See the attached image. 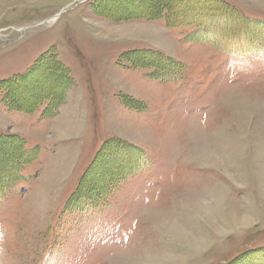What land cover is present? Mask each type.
I'll use <instances>...</instances> for the list:
<instances>
[{"label":"rangeland","instance_id":"rangeland-1","mask_svg":"<svg viewBox=\"0 0 264 264\" xmlns=\"http://www.w3.org/2000/svg\"><path fill=\"white\" fill-rule=\"evenodd\" d=\"M217 1L199 34L192 0H0V264H264V0Z\"/></svg>","mask_w":264,"mask_h":264},{"label":"trees","instance_id":"trees-1","mask_svg":"<svg viewBox=\"0 0 264 264\" xmlns=\"http://www.w3.org/2000/svg\"><path fill=\"white\" fill-rule=\"evenodd\" d=\"M187 1V0H186ZM185 0H184V3L186 2ZM208 2L210 3V4H212L214 7H210V5L208 4ZM192 3H193V6L191 7L192 9H194L195 11V13H196V11L198 10V12L199 13H197V14H199V19L200 20H197V21H195V23L194 24H196L197 26L195 27V30H194V32L196 31V33H199V34H204V33H209L210 34V32L211 31H207V29L209 28V30H210V24L208 23V24H206L205 22H204V20L205 19H207V18H211V19H218L219 17H221V18H227V20H231L232 18H230L229 16H227V14H226V10H224V11H226V12H224L223 11V9H225V8H227V9H230L229 7H228V5L227 4H225V3H222V1H217V0H195V1H193L192 0ZM185 7L187 8V9H189V10H191V8L188 6V5H185ZM224 7V8H223ZM168 9V8H167ZM208 9V10H207ZM214 10V11H212V10ZM221 10V12H217V10ZM168 11H169V9H168ZM201 11V12H200ZM194 12H188L189 14H186L185 16H189V20H187V22H189V21H192V22H194L191 18H197V17H194L196 14H194ZM223 12V13H222ZM185 13H187V11L185 12ZM222 13V14H221ZM228 14H233V11H231V10H228V12H227ZM167 15H168V17L167 18H169L170 19V17L171 18H173V17H177V18H179L180 20H185V18H187V17H185V16H179V15H181V14H179V12H177V13H174V12H170V14H168L167 13ZM178 15V16H177ZM235 15V14H234ZM233 15V16H234ZM191 16V17H190ZM225 16V17H224ZM168 19V20H169ZM174 19V18H173ZM191 19V20H190ZM175 20V19H174ZM177 20V19H176ZM226 20V19H225ZM170 21V20H169ZM179 25V23H175L174 24V26H178ZM217 32V31H216ZM233 37H235V36H233ZM201 39H204V40H202V41H206V42H211L210 41V38H204V37H202ZM259 39H262V37L261 38H259ZM259 39L257 40V38H252L251 40H247V42H249V43H251V44H254V43H256L257 41H259ZM201 41V40H200ZM212 43H214L213 41H212ZM27 74H29V73H27ZM27 74H24V75H20V76H18V77H16V78H12V79H9V80H7L6 82H11V83H19L23 78H25L26 77V75ZM22 150V149H21ZM21 152V157L22 156H27L28 155V151H26L25 149L24 150H22V151H20ZM24 154V155H23ZM140 160L141 159H139L138 160V163H140ZM135 164H137V163H135ZM138 166V165H137ZM14 167V166H13ZM13 169V168H12ZM14 169H16V167L14 168ZM17 171V170H16ZM15 173V172H14ZM10 174H13V173H4V175L5 176H8V175ZM124 176V174H123V172L121 171L120 173H118V171H116V176H115V174H113V175H110V176H106L105 177V180L104 181H102L101 183V185H100V192H103L102 190L107 186V184H109V183H111V181H117V180H120V179H122V177ZM3 179L4 177H3V175H0V179ZM84 187V185H82L80 188H83ZM75 195H77V192L75 193Z\"/></svg>","mask_w":264,"mask_h":264},{"label":"bare ground","instance_id":"bare-ground-1","mask_svg":"<svg viewBox=\"0 0 264 264\" xmlns=\"http://www.w3.org/2000/svg\"><path fill=\"white\" fill-rule=\"evenodd\" d=\"M210 217V216H209ZM229 220V219H228Z\"/></svg>","mask_w":264,"mask_h":264}]
</instances>
